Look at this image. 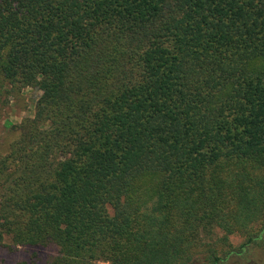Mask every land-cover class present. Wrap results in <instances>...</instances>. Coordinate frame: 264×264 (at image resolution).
<instances>
[{
	"label": "trees",
	"instance_id": "trees-1",
	"mask_svg": "<svg viewBox=\"0 0 264 264\" xmlns=\"http://www.w3.org/2000/svg\"><path fill=\"white\" fill-rule=\"evenodd\" d=\"M27 88L1 246L55 247L45 264L264 254V0H0V96Z\"/></svg>",
	"mask_w": 264,
	"mask_h": 264
},
{
	"label": "rangeland",
	"instance_id": "rangeland-1",
	"mask_svg": "<svg viewBox=\"0 0 264 264\" xmlns=\"http://www.w3.org/2000/svg\"><path fill=\"white\" fill-rule=\"evenodd\" d=\"M39 93L35 89H23L20 93L0 96V153L7 151L9 144L16 138L17 133L13 126L17 125L23 118L33 116L34 104ZM230 240L233 245L238 246L243 238L232 236ZM57 254L53 246L41 248H30L27 246L17 247L9 250L0 245V264H45ZM107 264V263H100ZM228 264H264V254L255 250L249 255V259L243 262L239 259H231Z\"/></svg>",
	"mask_w": 264,
	"mask_h": 264
}]
</instances>
